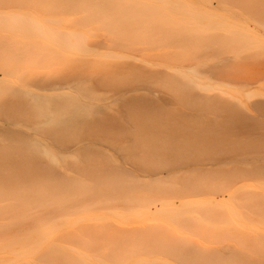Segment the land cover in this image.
<instances>
[{"label": "rangeland", "instance_id": "obj_1", "mask_svg": "<svg viewBox=\"0 0 264 264\" xmlns=\"http://www.w3.org/2000/svg\"><path fill=\"white\" fill-rule=\"evenodd\" d=\"M85 1L0 0V100L3 99L0 106L3 113L7 109V114L4 113L7 117L0 112V145L4 148L0 146V149L7 151L11 143L13 145L9 150L16 149V145L21 149L24 139L30 144L34 143L33 147H36L30 149L33 150L31 153H39L46 160L36 155L32 159L30 157L32 161L29 162L35 163V159H39L37 164L40 166L41 163L42 166L47 163L49 168L53 166L55 169L51 168V171L45 169L52 175L56 170L58 185L55 187L63 186L67 191H63L60 199L55 200L56 207L53 199H47L45 194L37 198L36 194L39 193L33 189L37 180L50 183L47 179L44 181L42 172L38 174L37 164V169L32 171L37 173L28 176L29 170L24 168L27 162L21 161L19 164L18 160L21 159L15 158L16 164L12 158H5L13 163L9 162L8 167L12 168L13 165V168L6 172L9 178L4 176L5 170L0 167L1 177H7L8 183L11 181L13 185V188H8L10 192L6 189L8 193L5 191V200L9 199L7 194L9 200L22 198L15 193L18 192L15 188L18 182H22L19 179L24 173L23 184H26L27 176V183L31 180L36 183L33 182L32 188L29 183L32 190L30 196L28 193L31 190L27 191L28 186L25 187L24 198L27 196L35 202L39 199V202L51 201L53 205H48V209L51 208L48 214L32 209L25 213V219L15 228L0 230V242L3 244L0 245V264H102L98 262V253L89 251V248L98 247L94 243L102 238L98 231L136 235L148 233L153 228L168 235V264H264V151H260L264 150V0H120V8L114 3L110 4L112 7L107 3V6L105 4L93 10H88ZM77 6L86 9L80 10ZM89 20L91 23H88ZM12 22L14 25H11ZM251 29L260 35H255ZM209 95L221 100H217V103L215 98L216 102L207 99ZM23 102L28 108H24ZM138 102L139 106L136 105ZM208 103L212 105L209 107L206 105ZM215 104L219 108L214 107ZM226 106L229 108L224 110ZM16 107L20 108V113L23 112L21 115L16 114L19 112ZM29 108L35 117L31 115V110L28 115L24 113V109ZM147 111L149 114L144 113ZM31 116L33 121H27ZM9 117H14V121ZM103 122H107L106 127ZM100 124L103 129L98 127ZM95 127L99 129L95 130ZM9 129L16 133H10ZM106 130H110V133ZM114 132L117 135H111ZM57 133L59 139L55 138ZM13 134L16 136L11 137ZM48 134L54 135L56 140ZM20 136L22 141L19 140ZM248 150L255 152L250 154L246 152ZM152 151L155 154L159 152L155 155ZM237 151L240 156H235L234 152L238 154ZM174 156L176 159L178 156V159ZM145 159L149 160L151 166ZM157 159L159 163L163 162L158 164ZM152 161L157 165H153ZM73 162L76 165L74 171L72 168L75 165H69ZM21 165H24V169ZM83 166L87 168L82 170ZM165 166L170 169L167 167V171ZM14 170L20 172L19 175ZM22 170L25 171L22 173ZM12 171L11 175L8 174ZM160 171L163 174L158 178L157 172ZM259 173L260 176L256 177ZM109 174L112 180L105 178ZM114 174L117 177L123 174L124 179L119 176V183H114L117 181L113 179L117 178ZM17 176L21 177L14 179ZM58 176H61L59 178L62 181H59ZM230 177H233L232 180ZM4 178L2 182H5ZM14 180L17 185L12 183ZM8 183V187H11ZM2 185L6 186L5 183ZM110 188L112 190L109 191ZM11 189H14L12 194ZM190 189L195 190L193 192ZM160 192L165 195L168 193L167 203L153 197ZM55 208L59 225L55 226L50 237L62 239L61 242L58 240L60 246L42 251L14 252L5 244L21 239L26 233L41 236L37 223L31 218L50 220L56 213L53 210ZM144 208L148 209L150 218L142 216ZM24 228H31V232ZM93 232L97 233L91 239L89 235ZM129 245L136 247V244ZM142 246L140 244L138 247ZM183 249L188 255L208 258L204 262L200 258L183 263L176 257V252L181 253L180 257L183 256ZM39 254L46 260L43 258L41 261ZM243 255L246 260L242 259Z\"/></svg>", "mask_w": 264, "mask_h": 264}, {"label": "bare ground", "instance_id": "obj_2", "mask_svg": "<svg viewBox=\"0 0 264 264\" xmlns=\"http://www.w3.org/2000/svg\"><path fill=\"white\" fill-rule=\"evenodd\" d=\"M2 1V0H1ZM76 1V0H75ZM120 2V0H110V3L108 2V0H98V1H96L95 0V2L93 1V0H86L85 2H86V6L89 8L88 10H90V9H95L96 7L98 8V7H102V6H104L105 4V6H107V3L110 5V4H112V3H114V6H119V8H120V5H119V2ZM124 1V0H123ZM174 1V0H173ZM226 1V0H225ZM229 1H232V0H229ZM71 2V1H70ZM74 2V1H73ZM124 2H126V1H124ZM77 4H79V6L81 5L80 4V2H76ZM81 3H83V0H81ZM177 4H178V2H176ZM180 3V2H179ZM77 4H75V7H76V5ZM127 4V3H126ZM172 4V3H171ZM173 4H174V2H173ZM83 5V4H82ZM169 5V4H168ZM179 5V4H178ZM183 5V4H182ZM111 6V5H110ZM110 6H109V8H110ZM121 6H122V4H121ZM125 6V5H124ZM133 6V5H132ZM172 6V5H171ZM112 7V6H111ZM186 7V6H185ZM77 8H79L80 10H82V9H86V7H84V8H80V7H78L77 6ZM76 8V9H77ZM96 8V9H97ZM118 9V8H117ZM78 10V9H77ZM102 10V9H101ZM84 11V10H83ZM97 11V10H96ZM95 11V12H96ZM98 11H99V9H98ZM81 12V11H80ZM113 12H114V10H113ZM95 14V13H94ZM124 15V14H123ZM99 16V15H98ZM104 16V15H103ZM102 16V17H103ZM115 16V15H114ZM12 17V16H11ZM0 18H2V17H0ZM3 18H6V16H4ZM19 18V17H18ZM97 18V17H96ZM83 19H84V17H83ZM93 19V18H92ZM2 20V19H1ZM4 20V19H3ZM85 20V19H84ZM91 20V19H90ZM90 20L88 21V23H91L90 22ZM94 20V19H93ZM116 20V19H115ZM10 21V20H9ZM92 21V20H91ZM95 21V20H94ZM98 21V20H97ZM5 22H6V20H5ZM5 22H4V24H5ZM79 22V21H78ZM81 23V22H80ZM82 23H83V21H82ZM81 23V24H82ZM85 23H86V21H85ZM87 23V24H88ZM1 24V23H0ZM8 24V23H7ZM113 24V23H112ZM11 25H14L13 24V22H12V24ZM21 26V25H20ZM20 26H18L19 27V29H21L20 28ZM8 27V26H7ZM1 28V27H0ZM151 28V27H150ZM248 29V28H247ZM2 30H4V29H2ZM12 30H14L13 28H12ZM23 30V32L25 31L24 30V28L22 29ZM254 30V29H253ZM11 31V30H10ZM251 31H252V29H251ZM180 32V31H179ZM252 32H254L255 33V35H260V34H258V33H256L257 31H252ZM5 34V33H4ZM232 34H233V32H232ZM13 35V34H12ZM214 35V34H213ZM225 35V34H224ZM8 36V35H7ZM243 36V35H242ZM251 36V35H250ZM236 37V36H235ZM1 38H3V37H1ZM215 38V37H214ZM236 39V38H235ZM166 40H167V38H166ZM209 40V39H208ZM232 40V39H231ZM238 40V39H237ZM236 40V41H237ZM119 41V40H118ZM10 42V41H9ZM220 42V41H219ZM99 43V42H98ZM198 43H199V41H198ZM110 45V44H109ZM189 45V44H188ZM187 45V46H188ZM121 47V46H120ZM28 48V47H27ZM126 48V47H125ZM130 48V47H129ZM132 49H134V48H132ZM129 50V49H128ZM130 51H131V49H130ZM133 51V50H132ZM1 57V56H0ZM249 58V57H248ZM2 59V58H1ZM83 59V58H82ZM2 61V60H1ZM50 61V60H49ZM53 61V60H52ZM55 63V62H54ZM1 65V64H0ZM4 65V64H3ZM2 66V65H1ZM7 67V66H6ZM45 67V66H44ZM61 68V67H60ZM59 68V69H60ZM2 69V68H1ZM143 69V68H142ZM61 70V69H60ZM59 70V71H60ZM97 70V69H96ZM146 71H147V69H145ZM7 71V70H6ZM26 71V70H25ZM50 71V70H49ZM145 71V72H146ZM155 71H157V70H155ZM38 72V71H37ZM46 72V71H45ZM55 72H57V71H55ZM153 72V71H152ZM49 73V72H48ZM51 73H53V71L51 72ZM50 73V74H51ZM158 73V72H157ZM11 74V73H10ZM9 74V75H10ZM38 74V73H37ZM55 74H57V73H55ZM54 74V75H55ZM59 74H60V72H59ZM63 74V73H62ZM136 74H138V73H136ZM142 74V73H141ZM144 74L145 73H143V76L142 77H144ZM160 74V73H159ZM44 76V75H43ZM65 76V75H64ZM133 76H134V73H133ZM146 76V75H145ZM49 77V76H48ZM66 77V76H65ZM52 78V77H51ZM139 78V77H138ZM42 80V79H41ZM71 80V79H70ZM134 81V80H133ZM142 81H143V79H142ZM146 81V80H145ZM154 81V80H153ZM62 82V81H61ZM60 83V82H59ZM65 83V82H64ZM98 83V82H97ZM135 83H136V81H135ZM100 84V83H99ZM57 85V84H56ZM60 85V84H59ZM137 85V84H136ZM58 86V85H57ZM109 86V85H108ZM133 86V85H132ZM154 86V85H153ZM166 86V85H165ZM188 86V85H187ZM187 86L186 87H183L184 89H186L187 88ZM43 87H45V86H43ZM46 87H48L47 86V84H46ZM56 87V86H55ZM162 87V86H161ZM3 88V87H2ZM7 88V87H6ZM189 88H190V86H189ZM5 89V88H4ZM16 90H17V88H15ZM130 89H131V87H130ZM191 89V88H190ZM157 90V89H156ZM6 91V90H5ZM180 91H181V88H180ZM191 91V90H190ZM190 91H188V92H190ZM3 92V91H2ZM178 92V91H177ZM182 92H184V91H182ZM55 93V92H54ZM179 93H181V92H179ZM186 93H187V91H186ZM191 93H192V91H191ZM185 94V93H184ZM190 94V93H189ZM56 95V94H55ZM35 96V95H34ZM39 96H42V95H36V97H39ZM46 96V95H45ZM47 96H49V95H47ZM8 98H11V96H7ZM14 97V96H13ZM191 97V96H190ZM195 97V96H194ZM200 97V96H199ZM198 98V97H197ZM207 99H210V100H213V101H217V100H221V99H219L218 97H216L215 95L214 96H207L206 97ZM213 98H215V100L213 99ZM2 99V98H1ZM4 99H6L5 97H4ZM12 99V98H11ZM21 99V98H20ZM19 99V100H20ZM141 99V98H140ZM140 99H136L135 101H138V100H140ZM196 99V98H195ZM194 99V100H195ZM205 99V98H204ZM9 100V99H8ZM182 100V99H181ZM193 100V101H194ZM2 101H3V99H2ZM1 100H0V102H2ZM15 101V100H14ZM150 101H151V99H150ZM199 101V100H198ZM198 101H197V104H198ZM215 101V102H216ZM16 102V101H15ZM22 102V101H21ZM129 102V101H128ZM153 102V101H152ZM157 102V101H156ZM185 102H187V101H185ZM207 102V101H206ZM205 101H204V103H206ZM222 102V101H221ZM7 103V102H6ZM26 102H23V104H25ZM200 103V102H199ZM217 103H218V101H217ZM2 103H0V105H1ZM16 104V103H15ZM18 104V103H17ZM22 104V105H23ZM67 104V103H66ZM132 104H133V102H132ZM139 104V102L136 104L137 106H139L138 105ZM225 104V103H224ZM227 104V103H226ZM22 105H20V106H22ZM129 105V104H128ZM131 105V104H130ZM157 105H159V104H157ZM157 105H154V106H157ZM194 105H195V102H194ZM199 105V104H198ZM197 105V106H198ZM206 105H209V107L212 105H210L209 103L208 104H206ZM216 105V104H215ZM219 105H222V104H219ZM256 105H259V104H256ZM67 106V105H66ZM137 106H136V108H137ZM144 107V105H142L141 104V107ZM196 106V105H195ZM200 106H202V105H200ZM199 106V107H200ZM225 106V105H224ZM228 106V105H227ZM227 106L224 108V110L225 109H228L227 108ZM264 106V105H263ZM1 107V113H3L2 112V106H0ZM19 107V106H18ZM18 107H16L17 108V110L19 111V109L20 108H18ZM27 106H26V104H25V106H24V108H26ZM133 106L131 105V107L130 108H132ZM158 107V106H157ZM161 107V106H160ZM160 107H159V109H160ZM204 107H205V104H204ZM208 107V106H207ZM214 107H217V108H219V106H214ZM222 107V106H221ZM261 107V106H260ZM259 107V108H260ZM10 108V107H9ZM15 107H13V109H14ZM28 108V107H27ZM145 108V107H144ZM147 108H149V105H148V107ZM146 108V109H147ZM190 108V107H189ZM193 108V105H192V107H191V109ZM201 108V107H200ZM203 108V107H202ZM256 108V107H255ZM122 109V108H121ZM125 109H127V108H125ZM135 109V108H134ZM141 109V108H140ZM162 109V108H161ZM222 109V108H221ZM233 109V108H232ZM256 109H258V108H256ZM6 110L7 109H5L4 110V113L6 112ZM8 110H11V109H8ZM15 110V109H14ZM27 109H24V113L26 114V112H27V115H28V112H29V110H31V115L32 114H35L34 112H32V109L31 108H29L27 111H26ZM36 110V109H35ZM34 110V111H35ZM213 110V109H212ZM223 110V111H224ZM230 110V109H229ZM228 110V111H229ZM146 111V110H145ZM154 110H152V112H153ZM214 111V110H213ZM218 111H220V109H218ZM217 111V112H218ZM232 110H230V112H231ZM234 111V110H233ZM15 112H17V111H15ZM21 112V110L18 112V113H16V114H22V113H20ZM36 112H37V110H36ZM53 112V111H52ZM55 112V111H54ZM139 112H143V111H139ZM139 112H137V114L139 113ZM159 112H160V110H159ZM168 112V111H167ZM3 113V114H4ZM30 113V112H29ZM73 113V112H72ZM131 113V112H130ZM132 113H134V111H132ZM141 113H139L140 115H141ZM144 113H148V111L147 112H144ZM262 113V112H261ZM6 114H7V112H6ZM6 114H4L6 117H7V115ZM9 114V113H8ZM16 114H15V116H16ZM39 114V113H38ZM48 114V113H47ZM149 114V113H148ZM216 114V113H215ZM235 114V113H234ZM238 114V113H237ZM11 115V114H10ZM14 115V114H13ZM24 115V114H23ZM30 115V114H29ZM41 115V114H40ZM135 115V114H134ZM139 115V116H140ZM156 115V114H155ZM185 115V114H184ZM229 115V114H228ZM242 115V114H241ZM33 117H35V115H32ZM31 116V117H32ZM136 116V115H135ZM143 116H145V115H143ZM147 116V115H146ZM190 116V115H189ZM229 116H231V114L229 115ZM235 116V115H234ZM240 116V115H239ZM238 116V117H239ZM2 117V116H1ZM31 117H28L27 118V121H28V119H33V117L31 118ZM88 117V116H87ZM161 117V116H160ZM232 118H233V116H231ZM235 117H237V116H235ZM3 118V117H2ZM9 118H11V120L12 121H14V117H9ZM20 118H22V116H20ZM23 118L24 119H26L24 116H23ZM40 118V117H39ZM65 117H63V119H64ZM142 118V117H141ZM179 118H181V117H179ZM199 118V117H198ZM230 118V117H229ZM8 119V118H7ZM35 119V118H34ZM99 119H101V118H99ZM112 119H114V117L112 118ZM111 119V121H114V120H112ZM144 119V118H143ZM157 119H158V117H157ZM165 119V118H164ZM167 119V118H166ZM237 119V118H236ZM239 119H240V117H239ZM241 119H242V117H241ZM240 119V120H241ZM36 120V119H35ZM109 120V119H108ZM162 120V119H161ZM171 120V119H170ZM173 120V119H172ZM17 121V120H16ZM33 121V120H32ZM40 121V120H39ZM104 121H106V119H104ZM119 121V120H118ZM121 121V120H120ZM148 121V120H147ZM168 121V120H167ZM198 121V120H197ZM238 121V120H237ZM29 122H31V121H29ZM63 122V121H62ZM151 122V121H150ZM158 122V121H157ZM176 122V121H175ZM179 122V121H178ZM195 122V121H194ZM33 123V122H32ZM31 123V124H32ZM92 123H94V121L92 122ZM101 123V122H100ZM107 122H105V124H106ZM144 123V122H143ZM149 123V122H148ZM166 123V122H165ZM183 123H184V121H183ZM188 123V122H187ZM198 123V122H197ZM206 123V122H205ZM214 123V122H213ZM30 124V123H29ZM30 124V125H31ZM103 124H104V122H103ZM103 125L104 127H106V125ZM109 124V123H108ZM121 124V123H120ZM150 124V123H149ZM167 124V123H166ZM180 124V123H179ZM212 124V123H211ZM219 124V123H218ZM122 125V124H121ZM156 125V124H155ZM223 125V124H222ZM95 126H96V124H95ZM102 126V124H100V126H98V127H101ZM102 126V127H103ZM109 126H110V124H109ZM164 126V125H163ZM166 126V125H165ZM172 126V125H171ZM205 126V125H204ZM226 126V125H225ZM98 127H95L96 129L95 130H98L99 128ZM101 127V128H102ZM113 127H114V125H113ZM118 127V126H117ZM208 127V126H207ZM214 127V126H213ZM217 127V126H216ZM261 127V126H260ZM1 129H2V126L0 127ZM70 128V127H69ZM98 128V129H97ZM112 128V127H111ZM192 128V127H191ZM195 128V127H194ZM218 128V127H217ZM5 129V128H4ZM60 129H61V127H60ZM71 129V128H70ZM80 129V128H79ZM103 129V128H102ZM114 129H116V128H114ZM159 129V128H158ZM168 129V128H167ZM214 129H215V127H214ZM54 130H56V129H54ZM116 130H118V129H116ZM131 130V129H130ZM196 130H197V128H196ZM201 130H203V129H201ZM216 130H218V129H216ZM220 130V129H219ZM5 131H8V130H6L5 129ZM12 131V130H11ZM47 131V130H46ZM49 131V130H48ZM78 131V130H77ZM104 131H105V129H104ZM106 131H110V130H106ZM114 131V130H113ZM122 130H120V132H121ZM168 131V130H167ZM181 131V130H180ZM215 131V130H214ZM9 132H10V129H9ZM13 132H15V131H13ZM13 132H10V133H13ZM43 132V131H42ZM54 131H52L51 132V134L53 133ZM81 132V131H80ZM119 132V133H120ZM147 132H149V131H147ZM166 132V131H165ZM173 132V131H172ZM171 132V133H172ZM201 132V131H200ZM205 132V131H204ZM210 132V131H209ZM221 132V131H220ZM220 132H219V134H220ZM2 133V132H1ZM16 133V132H15ZM22 133V132H21ZM110 133V132H109ZM124 133V132H123ZM127 133V132H126ZM167 133V132H166ZM197 133H199V132H197ZM202 133V132H201ZM206 133V132H205ZM213 133V132H212ZM218 133V132H217ZM226 133V132H225ZM25 133H23V135H24ZM51 134H48V135H50V136H53V138H54V135H51ZM105 134V133H104ZM106 134H107V132H106ZM117 135V134H115V132L114 133H112L111 135ZM185 134V133H184ZM194 134V133H193ZM215 134V133H214ZM213 134V135H214ZM221 134H222V132H221ZM7 135H9V134H7ZM22 135V136H23ZM57 135H58V133L56 134V136H55V138L57 137ZM95 135H96V133H95ZM122 135V134H121ZM169 135V134H168ZM183 135V134H182ZM207 135V134H206ZM205 135V136H206ZM209 135V134H208ZM227 135V134H226ZM4 136H5V134H4ZM16 135H14L13 134V136H11V137H15ZM22 136H20L19 138V140L20 141H22L23 139H22ZM25 136V135H24ZM27 136V135H26ZM29 136V135H28ZM27 136V137H28ZM59 136V135H58ZM84 136V135H83ZM172 136V135H171ZM178 136V135H177ZM189 136V135H188ZM199 136V135H198ZM1 137V136H0ZM9 137V136H8ZM117 137V136H116ZM184 137V136H183ZM212 137V136H211ZM220 137V136H219ZM218 137V138H219ZM17 138V137H16ZM54 138V139H55ZM58 138V137H57ZM80 138V137H79ZM177 138V137H176ZM179 138V137H178ZM217 138V137H216ZM59 139V138H58ZM57 139V140H58ZM76 139V138H75ZM81 139V138H80ZM79 139V140H80ZM207 139V138H206ZM214 139V138H213ZM222 139H226V138H224V137H222ZM8 140V139H7ZM9 140H11V139H9ZM17 140H18V138H17ZM25 140V139H24ZM22 141L21 143H23L22 144V148L24 147L25 149H20V148H18L19 147V145L17 146L16 145V149L14 148V149H12V150H9L10 148H12L11 146L13 145L11 142H13V141H11L10 143H11V145H10V143H9V145H10V148L7 150V148H6V150L7 151H4L3 149V147H2V145H0L3 149V154H2V152H0V167L1 168H4V170L5 171H3V173H4V176H6L7 174H6V172H8V171H11L12 170V168H13V165H12V168L11 167H8L9 165H10V163H12L11 162V160H13V159H21V160H18L19 161V164H20V162L21 161H23L22 163H24V162H27L26 164V166H24V168H25V170H29V171H27V172H29V173H27L28 174V176H30L29 174H31L32 175V173L35 171V169H37V166H38V174H39V172H42V174L43 175H45V176H43L44 177V181H45V179H47L50 183H47V182H43V180L41 181V182H43V183H40V182H38L39 180H37V184L35 183V181H29V183H31L32 184V186H31V188L33 187V182L36 184V186H34V192L35 193H39V194H36L37 195V198H38V195H41L42 196V194H45V195H47L48 197H47V199H53L52 201L54 202V205H55V207H56V202H55V200H57L58 198L60 199V195L63 193L64 194V192L63 191H66V187L64 188L63 186V188L62 187H59V186H57V188L55 187V185H58V181H57V178H56V170L54 171V175H52L51 174V168H53V166L51 167V168H49V165L46 163V166L45 165H43L42 166V163H41V166L39 165V164H37L38 162L37 161H39V159H41V160H46V158L45 157H42L41 158V156H43V155H41L40 156V154L38 153V154H35V152L34 153H31L33 150H30L31 148L33 149L34 147H36V146H34L33 147V145H34V143L33 144H30L29 142H27V141ZM28 140V139H27ZM56 140V139H55ZM67 140V139H66ZM163 140V139H162ZM189 140H191V139H189ZM209 140V139H208ZM170 141H172V139L170 140ZM174 141V140H173ZM197 141V140H196ZM199 141V140H198ZM197 141V142H198ZM224 141V140H223ZM229 141V140H228ZM248 141V140H247ZM15 142V141H14ZM19 142V141H18ZM32 142V141H31ZM69 142V141H68ZM167 142V141H166ZM208 142V141H207ZM2 143V142H1ZM0 143V144H1ZM60 143V142H59ZM73 143V142H72ZM250 143H251V141H250ZM259 143V142H258ZM264 143V142H263ZM16 144H18V143H16ZM37 144V143H36ZM35 144V145H36ZM167 144V143H166ZM191 144V143H190ZM213 145H214V143H212ZM223 144H224V142H223ZM247 144V143H246ZM6 145H7V143H6ZM15 145V144H14ZM68 145V144H67ZM175 145V144H174ZM203 145V144H202ZM221 145H222V143H221ZM233 145V144H232ZM252 145V144H251ZM263 145V144H262ZM65 146H66V144H65ZM160 146H161V143H160ZM164 146V145H163ZM177 146V145H176ZM183 146V145H182ZM195 146V145H194ZM197 146V145H196ZM216 146V145H215ZM253 146V145H252ZM251 146V147H252ZM9 147V146H8ZM13 147H15V146H13ZM39 147H41V146H39ZM38 147V148H39ZM159 147V146H158ZM157 147V148H158ZM174 147V146H173ZM185 147H187V146H185ZM190 147V146H189ZM262 147V146H261ZM213 148V147H212ZM232 148V147H231ZM259 148V147H258ZM42 149V148H41ZM85 149V148H84ZM139 149V148H138ZM138 149H137V151H138ZM168 149V148H167ZM177 149V148H176ZM186 149V148H185ZM192 149V148H191ZM206 149V148H205ZM204 149V150H205ZM219 149V148H218ZM233 149V148H232ZM246 149V148H245ZM248 149V148H247ZM256 149V148H255ZM35 150V149H34ZM83 150V149H82ZM87 150V149H86ZM148 150H151V149H148ZM170 150V149H169ZM173 150H175V149H173ZM181 150V149H180ZM194 150V149H193ZM234 150V149H233ZM259 150V149H258ZM40 151V150H39ZM38 151V152H39ZM176 151H179V150H176ZM175 151V152H176ZM201 151H203V150H201ZM230 151V150H229ZM252 151H254L255 152V150H252ZM251 150L249 151H246V152H252ZM260 151H264V150H260ZM153 152V151H152ZM159 152V151H158ZM158 152H156V154H158ZM163 152V151H162ZM167 152V151H166ZM165 152V153H166ZM169 152H171V151H169ZM206 152V151H205ZM209 152V151H208ZM207 152V153H208ZM217 152H219V151H217ZM227 152V151H226ZM245 152V151H244ZM243 152V153H244ZM246 152H245V154H246ZM4 153H6V154H4ZM36 153H37V151H36ZM86 153V152H85ZM87 153H88V151H87ZM154 154H155V152H153ZM174 153V152H173ZM184 153H185V151H184ZM193 153H194V151H193ZM204 153V152H203ZM215 153H216V150H215ZM235 153V156L236 155H239V151H237V153L238 154H236V152H234ZM34 154V155H33ZM54 153H52V155H53ZM155 154V155H156ZM220 154V153H219ZM251 154V153H250ZM36 155H37V158L39 157V159H35L36 160V164H37V166L35 165V163L34 162H29V161H32V160H30V157H31V159L32 158H35L36 157ZM45 155H47V153L45 154ZM44 155V156H45ZM84 155V154H83ZM153 155V154H152ZM161 155V154H160ZM171 155V154H170ZM178 155V154H177ZM183 155H186V154H183ZM192 156H193V154H191ZM190 155V158L192 157ZM201 155H203V154H201ZM205 155V154H204ZM211 155V154H210ZM216 155H217V153H216ZM232 155V154H231ZM231 155H230V157H231ZM150 156H151V154H150ZM154 156V155H153ZM152 156V157H153ZM179 156H180V154H179ZM209 156V155H208ZM226 156V155H225ZM228 156H229V154H228ZM234 156V157H235ZM240 156V155H239ZM2 157H4V158H2ZM55 157V156H54ZM155 157V156H154ZM153 157V158H154ZM164 157H166L165 155H164ZM175 157V156H174ZM189 157V156H188ZM200 157V156H199ZM203 157V156H202ZM211 157V156H210ZM213 157V156H212ZM217 157H219V156H217ZM216 157V158H217ZM222 157V156H221ZM247 157H249V156H247ZM10 159V158H12L11 160H6V159ZM103 158H105V157H103ZM106 158H108V157H106ZM158 158V157H157ZM180 158H181V156H180ZM215 158V159H216ZM226 158V157H225ZM51 159V158H50ZM134 159V158H133ZM148 159V158H147ZM159 159V158H158ZM158 159H157V162H158ZM162 159V158H161ZM160 159V160H161ZM163 159H165V158H163ZM169 159V158H168ZM175 159H176V157H175ZM174 159V160H175ZM177 159H178V156H177ZM176 159V160H177ZM188 159V158H187ZM187 159H183V160H186V161H188ZM214 159V158H213ZM218 159V158H217ZM239 159V158H238ZM52 160H53V158H52ZM62 160H64L63 158H62ZM110 160V159H109ZM141 160V159H140ZM144 160V159H143ZM149 160H150V157H149ZM148 160V161H149ZM173 160V161H174ZM16 164H17V162L15 161V160H13ZM55 161H57V160H55ZM108 161V160H107ZM137 161V160H136ZM138 161H139V159H138ZM145 161H147L146 159H145ZM148 161H147V163H148ZM155 161H156V159H155ZM168 161V160H167ZM166 161V162H167ZM180 161V160H179ZM200 161H202V160H200ZM215 161V160H214ZM216 161H219V160H216ZM10 162V163H9ZM41 162V161H40ZM44 162V161H43ZM46 162V161H45ZM54 162V161H53ZM66 162V161H65ZM71 162V161H70ZM154 161H152V163H153ZM162 162H163V160H162ZM162 162H160V163H162ZM169 162H170V159H169ZM181 162H182V159H181ZM75 162H73V163H71V164H69V165H71V167L73 166V165H75L74 164ZM99 163V162H98ZM97 163V164H98ZM142 163H143V161H142ZM146 163V162H145ZM146 163V164H147ZM151 163V162H150ZM151 163V164H152ZM159 162H158V164H160ZM172 163H174V162H172ZM176 163H178V161L176 162ZM13 164V163H12ZM19 164H18V167H19ZM44 164V163H43ZM57 164H58V162H57ZM109 164V163H108ZM149 164V163H148ZM164 164V163H163ZM168 163H165L164 165H167ZM263 163H261V164H259V165H262ZM33 165H35V167L33 166ZM64 166H65V164H63ZM88 165H89V163H88ZM91 165V164H90ZM105 165H106V162H105ZM153 165H157V163L156 162H154L153 163ZM170 165V164H169ZM168 165V166H169ZM174 165V164H173ZM178 165V164H177ZM179 165H180V163H179ZM233 165V164H232ZM4 166H6V167H4ZM22 166V165H21ZM23 166H22V168H23ZM78 166L80 167V164H78ZM141 166V165H140ZM145 166V165H144ZM149 166H151L150 164H149ZM160 166H162V165H160ZM168 166H165L164 168H167ZM224 166H226V164H224ZM240 166V165H239ZM262 166H264V164L262 165ZM93 167V166H92ZM99 167H100V164H99ZM158 167H159V165H158ZM235 167V166H234ZM241 167V166H240ZM6 168V169H5ZM7 168H10V170L9 169H7ZM23 168V169H24ZM45 168H49L48 170H50L49 171V173H48V171H47V169H45ZM57 168H58V166H57ZM67 168H68V166H67ZM85 168H87V166L86 167H82L81 169L83 170V169H85ZM156 168V167H155ZM169 168V167H168ZM168 168H167V171H168ZM243 168V167H242ZM258 168H259V166H258ZM15 169H16V166H15ZM17 169H19V168H17ZM20 169H21V167H20ZM53 169H55V168H53ZM62 169V168H61ZM73 171L76 169V165H75V167L73 166ZM95 169H96V166H95ZM150 169V168H149ZM160 169V168H159ZM170 169V168H169ZM224 169V168H223ZM233 169V168H232ZM246 168H244V170H245ZM253 169H255V168H253ZM1 170H3V169H1ZM7 170V171H6ZM25 170H22V173H23V171H25ZM31 170V171H30ZM107 170V169H106ZM115 170H116V167H115ZM140 170V169H139ZM153 170H155V169H153ZM152 170V171H153ZM226 170V169H225ZM259 170V169H258ZM257 170V171H258ZM263 169H261L260 171H262ZM15 171V170H14ZM14 171H12V172H9L8 174H10V173H13ZM17 171H19V170H17ZM33 171V172H32ZM62 171V170H61ZM77 171V170H76ZM86 171V170H85ZM85 171H82V172H85ZM89 171H90V169H89ZM102 171H103V169H102ZM105 171V170H104ZM109 171V170H108ZM118 171V170H117ZM203 171V170H202ZM202 171H200V174L202 173ZM205 171V170H204ZM211 171V170H210ZM209 171V172H210ZM219 171V170H218ZM238 171V170H237ZM236 171V172H237ZM249 171V170H248ZM259 171V172H260ZM264 171V170H263ZM262 171V172H263ZM0 172H2V171H0ZM81 172V171H80ZM92 172H93V170H92ZM95 172V171H94ZM101 172V171H100ZM99 172V173H100ZM195 172V171H194ZM199 172V171H198ZM226 172V171H225ZM224 172V173H225ZM230 172V171H229ZM244 172V171H243ZM242 172V173H243ZM261 172V173H262ZM20 173V172H19ZM19 173H16V171H15V174H18L19 175ZM21 173V174H22ZM35 173H37V171L35 172ZM35 173H33V176H34V174ZM60 173V172H59ZM87 173V172H86ZM96 173H98V171H96ZM105 173V172H104ZM109 173V172H108ZM113 173H115V172H113ZM121 173V172H120ZM124 173V172H123ZM167 173V172H166ZM176 173V172H175ZM186 173H187V171H186ZM205 173V172H204ZM230 173H232V171L230 172ZM238 173H240V172H238ZM258 172H256V174H257ZM2 174V173H1ZM0 174V183H1V185L3 184V183H5L6 184V186L5 185H2L3 187H1L0 186V230H2V229H12V228H15V226H16V224H19L20 222H22V220L23 219H25L24 217H25V213H27V212H30V210H32V209H34V210H38V211H40V212H42V213H49L50 211H51V208L50 209H48V205H53L52 204V202L51 201H49V202H39V201H41L40 199H39V203L38 202H35L36 200H32V199H30V198H28L27 196H25L26 198H24V192H25V190L27 189V188H25V187H27L28 186V189H27V191L28 190H31L30 188H29V185H31V184H29V183H27L28 182V179H29V177L27 176V182H26V184H23L22 182H24L22 179L26 176H23L24 175V173H23V175H21V176H19V177H21L19 180L20 181H22V182H18L19 184V188H18V185L16 184V180H18V176L17 177H15L14 179H16V180H14V181H12V183H14V184H16L17 186V188H15V191H18V192H15V193H17L18 195L20 194L21 195V197L22 198H20V197H18L19 199H15V200H9L10 199V196H9V194H7L8 195V198L9 199H7V200H5L6 199V195H5V191H6V193H8V192H10L9 191V189L8 188H13L12 186L13 185H11V181H10V183H8V178L10 177V176H8V178L7 177H5L4 178V176L3 177H1L2 175ZM95 174V173H94ZM116 174V173H115ZM114 174V175H115ZM161 174H163L161 171L160 172H157V177L158 178H160L161 176ZM203 174V173H202ZM207 174H208V171H207ZM206 173H205V176L207 175ZM212 174H213V170H212ZM225 174H227V173H225ZM249 174V173H248ZM263 174H264V172H263ZM11 175V174H10ZM14 175V174H13ZM12 175V176H13ZM87 175V174H86ZM102 175V174H101ZM125 175H127V173L125 174ZM130 175V174H129ZM194 175V174H193ZM199 175V174H198ZM217 175H218V173H217ZM222 175V174H221ZM234 174L232 173V176H233ZM237 175V174H236ZM236 175H235V177H236ZM246 175V174H245ZM36 177H37V175H35ZM39 176V175H38ZM98 176V175H97ZM116 176V175H115ZM119 176H121L120 174L118 175V177ZM122 176H123V174H122ZM121 176V177H122ZM160 176V177H159ZM164 176V175H163ZM162 176V177H163ZM166 176H168V174L166 175ZM178 176V175H177ZM177 176H176V178H177ZM208 176H209V174H208ZM207 176V177H208ZM211 176V175H210ZM209 176V177H210ZM219 176H220V174H219ZM228 176V175H227ZM239 176H241V175H239ZM251 176H252V174H251ZM260 176V173L258 174V176H256V177H259ZM32 177V176H31ZM35 177V178H36ZM61 178V176H58V178ZM106 177H108V179H110V180H112V178H110L111 176H110V174H109V176H105V178ZM117 177V176H116ZM113 178V179H116L115 181L116 182H114V180L113 181H111V183L112 182H114V183H119V181L118 180H120V177L119 178ZM134 177V176H133ZM173 177V176H172ZM188 177V176H187ZM187 177H185V179L187 178ZM215 177H217V176H215ZM245 177V176H244ZM248 177V176H247ZM3 178L5 179V182H2L3 181ZM60 178H59V181H62V180H60ZM63 178H64V176H63ZM90 178V177H89ZM102 178V177H101ZM123 179H124V176L122 177ZM200 178H202V176H200ZM205 177H203V179H204ZM212 178V177H211ZM231 178V177H230ZM233 178V177H232ZM232 178H231V180H232ZM243 178V177H242ZM246 178V177H245ZM123 179H121V181H122V183H123ZM173 179H174V177H173ZM184 179V178H183ZM189 179H190V177H189ZM238 179V178H237ZM248 179V178H247ZM11 180H13L12 179V177H11ZM25 180V179H24ZM33 180H35L34 178H33ZM65 180L67 181V178L65 177ZM70 179H69V177H68V181H69ZM125 180H127L128 181V179H125ZM230 180V179H229ZM230 180V181H231ZM233 180H235V179H233ZM239 180H242L241 178L239 179ZM65 181V184L67 183ZM81 181V180H80ZM97 181V180H96ZM130 181V180H129ZM133 181V180H132ZM257 181V180H256ZM77 182V181H76ZM95 182V181H94ZM94 182H93V184H94ZM193 182V181H192ZM198 182H200V181H198ZM210 182V181H209ZM232 182H235V181H232ZM237 182H238V180H237ZM237 182H235V183H237ZM7 183L9 184V185H11V187H8V185H7ZM25 183V182H24ZM40 183V184H39ZM63 183V182H62ZM61 183V184H62ZM96 183V182H95ZM113 183V185H115V187H116V184H114ZM125 183V182H124ZM185 183V182H184ZM23 184V185H22ZM72 184V183H71ZM81 184V183H80ZM107 184V183H106ZM192 184V183H191ZM202 184V183H201ZM219 184H221V183H218V185ZM229 184H231V183H229ZM25 185V186H24ZM69 185V184H68ZM77 186L79 185V184H76ZM95 185V184H94ZM97 185V184H96ZM117 185H119V184H117ZM196 185H198V183L196 184ZM208 185V184H207ZM225 185L227 186L228 184H226L225 183ZM225 185L223 184V187H225ZM234 185V184H233ZM21 186V187H20ZM24 186V187H23ZM65 186V185H64ZM74 186V185H73ZM82 186V185H81ZM89 186V185H88ZM122 186V185H121ZM194 187H195V185H193ZM198 186H200V185H198ZM197 186V187H198ZM206 186V185H205ZM209 186V185H208ZM229 186H232V184L231 185H229ZM6 187V188H5ZM79 187V186H78ZM83 187H85V185H83ZM117 187H120V186H117ZM186 187H188V186H186ZM191 187V186H190ZM204 187V186H203ZM203 187H200V189L202 188V189H204ZM218 187H221V186H218ZM228 187V186H227ZM91 188H93V187H91ZM104 188H106L105 186H104ZM109 188V187H108ZM163 188H164V186H163ZM209 188H211L210 186H209ZM232 188V187H231ZM230 188V189H231ZM3 189H5L4 191H3ZM6 189H8V192H7V190ZM75 189V188H74ZM95 189V188H94ZM162 189V188H161ZM176 189H178V188H176ZM180 189H182V188H180ZM208 189V188H207ZM219 190H220V188H218ZM222 189V188H221ZM12 190V192H11V194L14 192V189H11ZM107 190V189H106ZM110 190H112L111 188L109 189V191ZM120 190V189H119ZM160 190V189H159ZM165 190V189H164ZM190 190H192V189H190ZM195 190V189H194ZM194 190H192L193 192H194ZM206 190V189H205ZM212 190V189H211ZM82 191V190H81ZM85 191V190H84ZM116 191V190H115ZM151 191H153V190H151ZM150 191V192H151ZM154 191L155 192H158V191H156V189H154ZM166 191V190H165ZM165 191H163V192H165ZM167 191H168V189H167ZM166 191V192H167ZM175 192H176V190H174ZM187 191H189V190H187ZM214 191H216V190H214ZM221 191V190H220ZM67 192V191H66ZM162 192V193H163ZM172 192V191H171ZM171 192H170V194H171ZM183 192V191H182ZM193 192H191V193H193ZM202 192V191H201ZM203 192H204V190H203ZM27 193V192H26ZM32 193V190H31V192L30 193H28L29 195L28 196H30V195H32L31 194ZM78 193V192H77ZM161 192H160V194H154L153 195V197L154 198H156V199H159V200H161L162 202H166L167 203V199H166V195H168V193L165 195V194H162ZM4 196H3V195ZM152 194V193H151ZM180 194H181V192H180ZM183 194V193H182ZM186 194V193H185ZM185 194L183 195V196H185ZM189 194V193H188ZM36 195H34V197L36 196ZM111 195V194H110ZM173 195H175V193L173 192ZM176 195H179V194H177L176 193ZM4 197V199H3V197ZM40 196V197H41ZM123 196V195H122ZM137 196V195H136ZM170 196H172V195H170ZM253 197H256L255 195H252ZM43 197H45V196H43ZM42 197V198H43ZM125 197V196H124ZM146 197V196H145ZM149 197V196H148ZM251 197V196H250ZM259 197V196H258ZM12 198V197H11ZM15 198V197H14ZM64 198V197H63ZM178 198V197H177ZM35 199V198H34ZM66 199V198H65ZM153 199V198H152ZM254 199V198H253ZM258 200V199H257ZM259 200H260V198H259ZM62 201H63V199H62ZM65 201V200H64ZM257 202V201H256ZM262 202V201H261ZM264 202V201H263ZM58 203V202H57ZM60 203V202H59ZM66 203V202H65ZM67 204V203H66ZM65 204V205H66ZM69 204V203H68ZM185 204V203H184ZM251 204V203H250ZM257 204V203H256ZM257 207V206H256ZM258 207H259V205H258ZM164 208V207H163ZM262 208V207H261ZM145 210H143L142 211V216L143 217H145V218H150L149 216V211H148V209H146V208H144ZM264 209V208H263ZM53 210H55V212L56 213H54L51 217H50V220H42V219H37V218H31L32 220H34V222H36L37 224H36V226H37V228H38V232H40V233H42V235L41 236H34V235H30V234H28V233H26L27 235H24L21 239H19V240H17V241H9L8 243H5L8 247H10V249L12 250V251H14V252H17V251H20V252H30L31 250H48L50 247H57V246H60V244H58V240H60V239H54V237L53 238H51L50 237V235L53 233V231H55V226L56 225H59V220H57L58 219V217H59V215H57V209L55 208V209H53ZM216 210V209H215ZM259 210V209H258ZM33 211V210H32ZM226 211V210H225ZM224 211V212H225ZM216 213V212H215ZM234 213V212H233ZM247 213V212H246ZM246 213L243 215V216H245L246 215ZM235 214V213H234ZM221 215H223L222 213H221ZM229 215V214H228ZM239 215V214H238ZM248 215V214H247ZM204 216V215H203ZM220 216V215H219ZM236 216V215H235ZM242 216V217H243ZM218 217V216H217ZM205 218V217H204ZM216 218V217H215ZM220 218V217H219ZM230 218V217H229ZM232 219V218H231ZM238 219V218H237ZM243 219V218H242ZM249 219H250V217H249ZM216 220H217V218H216ZM71 221H72V219H71ZM199 221V220H198ZM193 224V223H192ZM83 227V226H82ZM24 229H26V231H29V232H31V228H24ZM89 230H90V228H89ZM100 230V229H99ZM101 230H103V229H101ZM7 231V230H6ZM168 231V230H167ZM86 232V231H85ZM88 232V231H87ZM73 233V232H72ZM97 232H93L92 233V235H89L88 233H86L87 235H89V236H91V237H89V238H93L94 236V234H96ZM98 233L99 234H101V239H100V241H98V242H94L95 244H97L98 245V247H95L94 246V244H93V248H89V251H92V252H97L98 253V255H99V258H98V262L99 263H102V264H121V263H131V264H168V235H166L164 232L163 233H161L160 231H158L157 229H155V228H153V229H150V232H148V233H140V234H136V235H132V234H129V233H122V234H116V233H114V232H99L98 231ZM69 234V233H68ZM68 234H67V236H68ZM85 234V233H84ZM171 234V233H170ZM66 235V233L64 234V236ZM74 236V235H73ZM100 236V235H99ZM260 236V235H259ZM66 237V236H65ZM70 237H71V235H70ZM69 237V238H70ZM172 237V236H171ZM68 238V239H69ZM72 238H74V237H72ZM68 239H66V240H68ZM84 239V238H83ZM172 239V238H171ZM177 240H178V238H176ZM182 239V238H181ZM54 240V241H53ZM62 240V239H61ZM61 240H60V242H61ZM81 240V239H80ZM170 240V239H169ZM64 241V240H63ZM75 241V240H74ZM84 241V240H83ZM86 241V240H85ZM93 241H96V240H93ZM180 242H181V240H179ZM68 242H70L69 240H68ZM72 242H73V240H72ZM78 242H80V241H78ZM77 243V242H76ZM80 243H82V242H80ZM99 243V244H98ZM176 243V242H175ZM46 244H47V246H46ZM83 244V243H82ZM86 244V243H85ZM89 244V243H88ZM129 244H136L135 246L136 247H134V246H131V245H129ZM138 244V245H137ZM143 245L142 247H138L139 245ZM0 245L2 246L3 244L0 242ZM182 245V244H181ZM82 246V245H81ZM68 248V247H67ZM187 249V248H186ZM173 250V252L175 253V251H174V249H172ZM178 250V249H177ZM181 250V249H180ZM184 250V249H183ZM195 250V249H194ZM185 251V255L183 254V256H181L180 257V255L179 254H181L180 252H176V257L181 261V262H183V263H188L189 261H195V259H199L200 260V258H201V260L202 259H204L203 260V262L205 261V259H207L208 257H201V256H192V255H188V254H186V250H184ZM236 251V250H235ZM195 252H197V251H195ZM238 253V252H237ZM202 254V253H201ZM205 254V253H204ZM40 255V254H39ZM209 255V254H208ZM238 255H239V253H238ZM205 256V255H204ZM214 256V255H213ZM216 256V255H215ZM240 256V255H239ZM38 258L42 261V259L44 258V260H46V257H44V256H38ZM219 258V257H218ZM244 258V255L242 256V259ZM35 259H37V258H35ZM77 259V258H76ZM211 259V258H210ZM241 259V258H240ZM245 260H246V258H244ZM81 261V260H80ZM214 261V260H213ZM240 261V260H239ZM247 261H249V260H247ZM216 262V261H215ZM251 263V262H250ZM224 264H232L231 262H225Z\"/></svg>", "mask_w": 264, "mask_h": 264}]
</instances>
